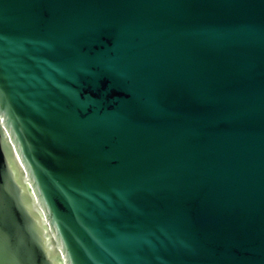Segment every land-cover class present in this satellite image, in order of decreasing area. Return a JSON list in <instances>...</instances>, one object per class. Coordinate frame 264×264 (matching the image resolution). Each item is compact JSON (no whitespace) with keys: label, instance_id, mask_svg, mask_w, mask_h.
<instances>
[{"label":"water","instance_id":"water-1","mask_svg":"<svg viewBox=\"0 0 264 264\" xmlns=\"http://www.w3.org/2000/svg\"><path fill=\"white\" fill-rule=\"evenodd\" d=\"M0 264H264V0H0Z\"/></svg>","mask_w":264,"mask_h":264}]
</instances>
